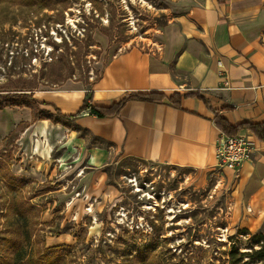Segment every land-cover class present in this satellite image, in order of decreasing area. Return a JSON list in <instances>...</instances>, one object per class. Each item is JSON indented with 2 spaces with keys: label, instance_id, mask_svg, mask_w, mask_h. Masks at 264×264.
Segmentation results:
<instances>
[{
  "label": "rangeland",
  "instance_id": "obj_1",
  "mask_svg": "<svg viewBox=\"0 0 264 264\" xmlns=\"http://www.w3.org/2000/svg\"><path fill=\"white\" fill-rule=\"evenodd\" d=\"M28 1L0 0V242L51 264H231L234 248L260 249L264 221L231 172L124 158L39 98L160 49L177 0Z\"/></svg>",
  "mask_w": 264,
  "mask_h": 264
},
{
  "label": "crops",
  "instance_id": "obj_2",
  "mask_svg": "<svg viewBox=\"0 0 264 264\" xmlns=\"http://www.w3.org/2000/svg\"><path fill=\"white\" fill-rule=\"evenodd\" d=\"M176 3L179 12L165 27L160 49L114 56L90 85L91 104L100 107L131 93H161L165 99L131 101L118 116L79 115L73 121L124 158L196 172L220 170L216 147L223 133L214 123L215 112L233 126L264 122V0ZM87 91L83 83H71L39 98L71 116L80 111ZM196 92L207 102L189 97L177 108L169 101L174 94ZM238 135L254 142L255 153L239 177L228 171L240 180L248 211L264 221V142L248 130ZM90 153L94 164L97 156Z\"/></svg>",
  "mask_w": 264,
  "mask_h": 264
},
{
  "label": "trees",
  "instance_id": "obj_3",
  "mask_svg": "<svg viewBox=\"0 0 264 264\" xmlns=\"http://www.w3.org/2000/svg\"><path fill=\"white\" fill-rule=\"evenodd\" d=\"M31 1L32 0H29L27 4H32L30 3ZM99 79H97L96 81H98ZM189 97H198L205 103L207 102L199 92L189 93L186 95L174 94L169 98V101L175 107L180 108L182 100ZM92 99L93 94L91 92V86H89L87 97L80 111L75 115L66 116V118L76 119L81 114V112L89 106H91L92 114L96 115L99 118L115 117L118 116L126 107V105L131 101L161 103L165 99V95L161 93H131L124 96L119 102L114 103L110 107H100L92 104L90 105ZM214 123L216 127L228 137H235L241 130H248L252 132L259 141L264 142V122H245L237 126H233L220 114L215 112ZM259 243L260 249L253 251L252 253H241L234 248V250L229 254L231 256V264H264V237ZM20 244L21 243L16 245V243H14L13 245H10V240H7V238L5 239V241H3V243L0 242V264H51L49 263L48 259H44L43 257L38 259L33 257V255L29 256L28 252ZM6 250H10L9 254L5 253ZM246 258L249 259L245 260Z\"/></svg>",
  "mask_w": 264,
  "mask_h": 264
},
{
  "label": "built area",
  "instance_id": "obj_4",
  "mask_svg": "<svg viewBox=\"0 0 264 264\" xmlns=\"http://www.w3.org/2000/svg\"><path fill=\"white\" fill-rule=\"evenodd\" d=\"M91 111L89 106L83 110L82 115L91 114ZM254 153V142L248 136L228 137L223 134L216 147L217 167L229 170L239 177L244 164L252 160Z\"/></svg>",
  "mask_w": 264,
  "mask_h": 264
}]
</instances>
